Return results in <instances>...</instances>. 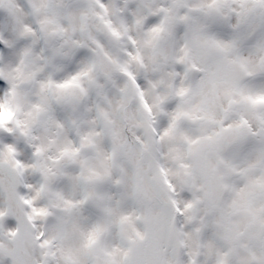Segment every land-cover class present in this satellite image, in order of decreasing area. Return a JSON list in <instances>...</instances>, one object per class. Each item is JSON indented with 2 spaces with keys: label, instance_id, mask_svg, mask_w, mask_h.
Masks as SVG:
<instances>
[{
  "label": "snow or ice",
  "instance_id": "obj_1",
  "mask_svg": "<svg viewBox=\"0 0 264 264\" xmlns=\"http://www.w3.org/2000/svg\"><path fill=\"white\" fill-rule=\"evenodd\" d=\"M0 264H264V0H0Z\"/></svg>",
  "mask_w": 264,
  "mask_h": 264
}]
</instances>
